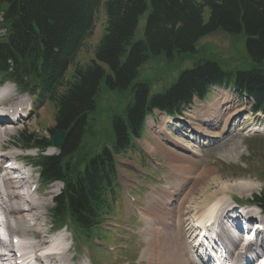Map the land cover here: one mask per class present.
Returning <instances> with one entry per match:
<instances>
[{
    "label": "trees",
    "instance_id": "16d2710c",
    "mask_svg": "<svg viewBox=\"0 0 264 264\" xmlns=\"http://www.w3.org/2000/svg\"><path fill=\"white\" fill-rule=\"evenodd\" d=\"M100 10L104 33L85 65L79 55ZM218 32L232 38L228 58L198 46ZM161 59L178 75L164 92L152 93L157 75L142 69ZM0 80L53 107L49 136L24 130L16 144L38 149L34 164L44 183L64 184L50 212L53 222L70 223L78 238H91L115 199L116 156L134 148L153 110L182 114L213 85L231 84L254 100V112H264V0H0ZM103 84L129 93L130 103L124 117H111L113 135L98 151V121L90 115ZM57 130L66 132L64 143L57 155H46ZM254 202L264 211V190Z\"/></svg>",
    "mask_w": 264,
    "mask_h": 264
},
{
    "label": "rangeland",
    "instance_id": "374dc122",
    "mask_svg": "<svg viewBox=\"0 0 264 264\" xmlns=\"http://www.w3.org/2000/svg\"><path fill=\"white\" fill-rule=\"evenodd\" d=\"M209 13L210 11L207 9L205 11V20L208 19ZM145 25L146 16L140 20L137 38H139V34L143 36ZM104 28L105 15L104 11L100 10L97 14L93 35L86 40L84 48L79 55V60L82 64L86 65L91 62L94 49L102 38ZM241 42V40L237 41L239 47H241ZM232 43V38L229 35L218 32L201 40L198 46H211L213 49H216L217 54H223L222 56L228 58L233 53ZM188 65V63H184L182 68ZM144 69L142 74L148 76L154 73L157 75V77L154 76L158 80L157 83H155V89L157 91L168 87L170 82L174 78L176 79L178 75V69L176 68L172 70L173 72L168 73V66L165 65L163 59L150 62L145 65ZM142 77L144 78L143 75ZM4 88L8 89L6 91L8 93L10 92L12 96H17L27 101V107H29L30 104H32V107L29 112L30 117L24 116L27 117L24 118L26 123H20L14 128L13 134L4 139L3 143L6 148L0 151V155L8 156L10 153L13 155H23L25 164L29 165L28 170L30 171L31 167H33L32 162H34V159L38 156L37 152H21L18 149L19 145L16 144V139L24 130L28 133H38L40 136H49L45 128L47 130V128H53L55 125L53 117L54 109L50 103L44 104V106H38L35 97H30L26 94L22 95L14 85L7 84L3 89ZM129 103L130 95L128 93L122 95L116 91L110 90L105 84L102 85L97 110L90 115V118H95L98 121L95 130L99 133V139L96 142L99 144L98 151L102 145L109 143L110 136L113 135V128L110 123L111 117L114 115L123 117L125 115L126 106ZM251 106L252 104L248 98L238 96L233 91L232 87H225L222 89H212L211 93L208 94L204 101L195 99L193 106L190 107L184 115L176 119H167L161 111H154L153 115L149 116L147 120V128L142 138L134 140L135 149L127 152V154L116 157L118 191L117 196H115L114 204L112 203L113 212L107 216V221L102 227L103 231H93L91 233L92 238L83 244L76 242L78 239L73 237L71 231L68 233L69 230L72 229L71 226H68L70 228L68 231H66V229L62 231V233L68 237V243L72 246V254L76 257V260L82 261L83 264H147L146 261H142L141 259L142 253L147 246V240L145 237L143 238L141 231L145 228L146 221L142 219L143 214L140 216L139 213L146 209L151 210L155 207L153 212L158 216V203L156 204V202H154L156 200L152 199V197L157 198V196H153V192L157 190L161 191L164 187H167L166 185L173 179L171 178L169 180L168 177H170L172 173H178V170H182L184 175L183 179L186 182L188 181L189 186L177 188L179 189L177 194L181 192L178 196L180 200L184 197V193L185 195L190 194L192 190H195L192 192V195H194L193 197H197L196 202L202 201L204 192H206L205 195L207 196L214 193L216 197L222 199L224 196L221 192L219 193L218 189L221 185H225L227 188L225 189L226 198L232 197L234 201H236V199L244 201V203L241 204L242 208L240 212H251L257 218L264 219V214L261 213L259 209L250 205L252 197L260 194L264 190V115L252 114ZM224 107H232V113H228L226 117L224 116V120L227 122L229 121V132L226 134L223 131V122L217 127H211L215 125L213 121L210 123L208 118H204L206 115L214 116L213 114L224 111ZM29 109L30 108H27L26 111ZM203 118L207 121H204ZM199 128H202V130L209 128L208 130H210V132L215 133L219 137L212 139L213 141L204 139L195 131ZM239 129L242 130L239 131ZM168 136L172 137L179 146L185 145L192 150L196 147L198 152L195 154L186 150L184 151V149L178 147H176L178 149H174L175 146H172V144H169L170 142L167 141ZM218 138H224V143L231 141L227 143L228 145L226 144L229 150L232 147L230 151L237 150L238 146L239 149L233 154L221 155L218 153V150H215L220 140H218ZM156 144H159L161 147L159 148V153L153 154L149 150L155 148ZM161 149L165 150V152L172 150V152H179L188 162L182 159V162L178 164V160H176L175 165L173 162V169V166L169 164L170 158L165 159L164 151ZM54 153H56L55 150L47 151L49 155ZM155 161L156 163L161 162L165 166L163 167L160 165L159 167L157 166V168L154 165ZM205 170L210 172L212 176L211 178L208 177L206 181L209 178V180L215 178L219 181L218 183H214L216 186H213L207 191L203 190L204 182L199 185L195 184L198 178H201V175L203 177ZM32 175L35 181L38 182L39 176L37 168H34ZM209 180L207 182H210ZM183 183L185 184V182ZM40 185V190L44 191L42 193H44L47 200L44 201V197L42 196H39L38 200L48 205L44 212L47 214L48 227L50 228L51 217H49V211L54 206V197L61 192L62 184L57 183L48 188L41 183ZM236 185L239 186L237 187ZM123 189L130 190L136 199L135 204L125 203L126 199L123 196ZM149 197H151V199ZM174 199H169L171 202H168L169 205L166 209H172L171 203ZM150 204H153V206ZM235 204L236 203H232V206H236ZM194 210H191V214L186 216H178L185 220L189 219V222H187L188 224L183 226L184 230L189 235V241H192L194 238L191 233L193 230L190 226L195 217ZM94 237L98 238L93 239Z\"/></svg>",
    "mask_w": 264,
    "mask_h": 264
},
{
    "label": "bare ground",
    "instance_id": "6f19581e",
    "mask_svg": "<svg viewBox=\"0 0 264 264\" xmlns=\"http://www.w3.org/2000/svg\"><path fill=\"white\" fill-rule=\"evenodd\" d=\"M31 107L32 104L27 107V101L20 99L17 96H12L10 92L5 95L2 93V96L0 97V151L6 148L3 143L4 139L13 134L14 128H16L20 123H26L24 118H27L28 116L30 117L29 112L31 111ZM27 108L30 109L26 111ZM231 110L232 107H224V111H219L217 114H213L214 116L206 115L204 118H208L210 123L213 121L215 125L211 127H217L223 122V131L226 134L229 132V121L227 122L224 118L228 113H232ZM204 118L203 120L207 121ZM208 129L209 128L202 130V128H199L195 131L198 135L202 136L204 139H209L210 141L219 137L215 133L210 132ZM241 130L242 129H239V131ZM219 139L220 138H218V140ZM167 141H169V144H172V146H175L174 149L180 148L184 149V151L186 150L195 154L198 152L196 147L192 150L185 145L179 146V144L172 137L168 136ZM223 141L224 138H221L215 148V150H218V153L221 155L233 154L239 149L238 146L237 150L230 151L232 150V147L229 150L227 143L231 141L227 143H224ZM160 144L162 145L161 142ZM156 146L149 151L153 154L159 153V148L161 146H159V144H156ZM162 151H164L165 159L170 158L169 164L173 166V169L176 160H178V164L182 162V159L188 162L179 152H172L173 150L168 152H165V150ZM2 158H9L10 160L18 162L19 169L26 166L24 158L19 155H13L10 153L8 156H0V163ZM185 161L183 162L186 163ZM7 169L8 166L3 169L5 171L3 177L4 180L3 186L0 187V219L4 223L3 231L1 233L2 239H6V236H8L12 247L21 252L25 261L31 260L33 262L31 264H83L82 261L76 260V257L72 254V246L68 243V237L65 238V236H56L53 234V230L48 227L47 214L44 212V210L46 211L48 205H46L45 202L38 200L39 196L44 197V201L47 200V198L44 193H42L44 191L40 190L38 186L34 191L32 190L35 185L33 175L28 171L22 180L17 181L15 178L10 177L11 173L7 172ZM177 172L178 173L176 174L172 173L170 177H168L169 180L171 178L173 179L169 181L166 185L167 187H164L161 191L157 190L153 192V196H157V198L152 197V199L156 200L154 201L156 204L158 203V216L153 212L155 207L151 210L146 209L143 211L142 209L145 215L143 212L139 213L140 216L143 214L142 219L146 221V226L141 231L143 238L145 237L147 240V246L142 253L141 259L142 261H146L147 264H203V261L197 259L198 252L196 251L197 244H194L195 239L189 241V235L183 228L184 225L186 226V224H188L187 222H189V219L185 220L182 217H178L179 215L186 216L191 214V210H194V208L195 217L192 222H196L200 228L211 224L215 226H224V230L227 231L229 229L228 224L230 223H234V226L240 228V225L238 224L242 218H247L249 220L257 219L252 213L242 214L236 209H233L230 202L233 198L225 197V189H227L225 185H221L220 188L218 187L219 193L221 192L224 196L222 199L216 197L214 193L207 196L205 195L206 192H204L202 201L196 202L197 197H193L194 195H192V192L195 190H192L190 194L185 195L184 193V197L180 200L178 196L181 192L177 194L179 191L177 188L189 186L188 181L186 182L183 179L184 175L182 170H178ZM204 172L203 177L201 175V178H198L197 183H194L199 185L204 182V188H202L204 191H207L213 186H216L214 183H218L219 181L215 178L209 180L212 177L210 172L206 170ZM208 177H210L208 179L210 182H207L208 180L206 181ZM183 182H185V184ZM236 186L238 187L239 185ZM149 198L151 199V197ZM170 198L175 199L172 200L171 203L172 209L168 210L166 208L169 205L168 202H171V200L169 201ZM150 205L153 206V204ZM260 224L264 225L263 218L260 219ZM192 230L193 232L191 231V233L195 234L196 231L193 228ZM68 233H70V230ZM226 236V239L230 240L235 245L238 243L232 235L228 234ZM260 244L263 245L262 240H260ZM253 246H250L248 251H251ZM254 248V250L259 249L258 247ZM43 251L51 253L42 255L41 252ZM4 255L8 258L10 257L8 248L4 249ZM230 257L233 261H237L238 259H241L242 254L231 251ZM246 264H257V261L254 259L252 261H247Z\"/></svg>",
    "mask_w": 264,
    "mask_h": 264
},
{
    "label": "water",
    "instance_id": "95a60500",
    "mask_svg": "<svg viewBox=\"0 0 264 264\" xmlns=\"http://www.w3.org/2000/svg\"><path fill=\"white\" fill-rule=\"evenodd\" d=\"M65 139L64 131H57L53 136V142L56 147H61Z\"/></svg>",
    "mask_w": 264,
    "mask_h": 264
}]
</instances>
